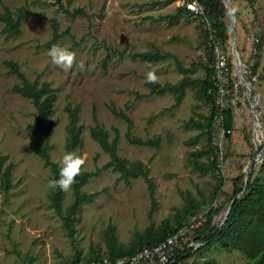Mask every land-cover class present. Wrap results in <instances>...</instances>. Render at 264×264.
Wrapping results in <instances>:
<instances>
[{"label":"rangeland","instance_id":"374dc122","mask_svg":"<svg viewBox=\"0 0 264 264\" xmlns=\"http://www.w3.org/2000/svg\"><path fill=\"white\" fill-rule=\"evenodd\" d=\"M22 6L30 14L21 20L18 36L5 38L0 23L1 172L12 166L8 192L2 189L0 178V264H85L96 254L106 256L104 232L109 225L115 227L117 244L126 246L135 232L142 234L150 224L157 227L163 220L173 219L175 212L187 204L186 199L208 208L215 178L210 172L193 171L187 164L189 153L206 147L205 131L186 129L183 124L190 119L204 123L203 118L210 115V102L198 96V86L187 88L177 105L173 95L153 94L146 86L149 72L156 75L155 83L160 86L175 85L184 77L204 78L203 66L209 55L203 50L198 22L183 17L170 20L177 12L176 0H0V13L4 8ZM60 6L69 11L82 7L90 15L70 18ZM229 7L237 13L235 47L242 61L254 63L253 86L259 96L260 117L258 128L252 117L240 112L241 116L233 118L230 134L218 118L213 124L214 147L224 183L212 204L219 210L212 226L222 221L232 201L233 179L244 175L248 162L264 144V0H255L254 12L247 0H230ZM53 20L58 34L68 31L53 45L75 52L77 65L83 62V70L76 65L64 70L52 63L48 50L53 45H43L52 38ZM224 21L228 29L233 24L230 15ZM255 38L259 40L256 45L252 43ZM227 46L231 49L229 40ZM142 52L169 53L192 71L179 73L173 58L155 63L133 58ZM106 57L109 61L103 66ZM6 61L16 63L28 82L38 86L45 82L53 90L56 99L52 113L42 122L38 137L40 143L48 139L51 161L59 167L67 140L65 107L78 110L82 145L76 153L86 158L81 173L92 174L80 191L93 197L77 212L71 238L50 206L48 196L54 192L48 186L50 170L38 156L26 153V129L35 123L36 110L29 98L14 91L20 82L9 74ZM244 106L246 109L247 104ZM113 112H122L132 121V137L158 139V147L128 142L127 123ZM49 122L55 125L46 137ZM96 126L108 133L109 140L117 136L120 158L129 164L141 162L149 169L154 183L153 211L142 179L126 185L117 172L106 167L108 154L90 136L91 128ZM199 161L207 162V158ZM261 161L262 154L252 167L254 179H264ZM73 199L71 187L65 192L63 211ZM200 229L190 230L187 237H197ZM183 256L186 259L179 264L249 263L240 252L218 244L189 250Z\"/></svg>","mask_w":264,"mask_h":264},{"label":"trees","instance_id":"16d2710c","mask_svg":"<svg viewBox=\"0 0 264 264\" xmlns=\"http://www.w3.org/2000/svg\"><path fill=\"white\" fill-rule=\"evenodd\" d=\"M174 0H169L172 2ZM200 4L204 5L205 8L209 10V15L207 17L209 26L211 29L215 30V36L222 42L225 47L227 46L229 35L228 27L225 24V18L229 17V14L222 3V0H196ZM255 0H247L249 8L254 12ZM62 12L70 18H75L77 16L89 17V12L84 8H74L69 11L63 9L60 6ZM181 9L177 8L176 14L170 20H177L180 17ZM234 16L237 17V13L233 12ZM30 12L25 7H18L15 10H10L4 8V12L0 13V23L4 25L2 30L5 38L16 37L20 34L21 20L29 15ZM97 16H101L98 13ZM54 33L52 38L47 41L43 46L49 48L53 45L57 39L62 37V35L68 34L65 31L63 34H58L56 32L57 22L53 20ZM201 27L204 42L209 35L207 27L202 22H198ZM208 26V27H209ZM133 58H138L143 62L155 63L166 60L167 58H173L175 66L179 73L188 74L192 71L191 68H184L180 62L171 54L164 53L160 54L158 52H142L133 55ZM109 58L106 57L103 61V66ZM210 59L208 63L203 66L204 78L201 80H193L188 77L182 78L175 85H164L160 86L157 83L146 82V86L151 93L162 95L164 93H169L175 98V105L179 104L181 98L184 96L185 90L187 88L198 86V96L211 104L210 115L203 118L204 123L196 122L190 119L188 122L183 124L186 129L195 128L200 131H205L206 135V147L201 150H196L189 153L187 159V164L191 167L193 171L198 173L210 172L214 178L215 182L209 196V207L203 208L205 204L194 203L191 199H186L187 204L180 210L175 212L173 219H165L157 227L153 224L145 230L144 233L140 234L135 232L133 234L132 240L126 246L118 245L115 237V227L109 225L107 230L104 232V241L106 245V256L110 260H115L117 258L133 255L137 251L145 248L154 246L167 238V236L174 234L177 230L181 229L187 224V219L193 215H198L203 213V223L199 227L200 232L197 237L194 238L195 241L202 242L203 245L200 248H205L214 244L220 245L222 248L228 250H236L243 254L249 259L248 264H264V179L253 178L254 171L251 169L249 179L246 183L244 189V175L238 176L232 181V196L240 194V197L236 198L232 204L229 214L225 221L219 222L218 225L212 226L213 217L218 214V208H213L212 204L218 194L221 193L224 178L222 176L221 169L217 162L216 148L214 147V136L212 134L213 124L215 122L214 118L218 113L222 116V126L229 130L233 123V113L230 109H224L221 112L214 106L211 97L207 94V89L210 86V78L212 75V70L209 68ZM5 65L9 69V74L16 76L20 82V85L14 88V91L23 97L29 98L36 110L35 123L28 126L26 129V134L29 140L26 153L35 154L42 160V164L45 168H48L51 172L50 180L59 179L60 167L51 161L50 151L51 146L46 138L44 143H40L38 137V131L41 127L43 121L47 120L52 113L53 103L56 99L53 90L49 87L47 83H42L38 86L36 83L28 82L24 75L19 71L16 63L12 61H6ZM195 66L192 64L191 67ZM104 68V67H103ZM254 72V63L252 64L249 79L252 77ZM254 82V81H253ZM68 115V126H67V140L65 145L66 152H76L82 145L81 132L82 127L79 125L78 110L77 108H71L70 105L65 107ZM116 116L122 118L126 121L128 126V132L125 134V138L128 142L135 145L153 146L158 147L159 140H140L136 137L130 135L129 129L132 126V121L122 112H113ZM55 123L49 122L45 128L46 137L49 131L53 128ZM90 136L93 140L97 142L99 147L108 154L109 162L106 167L110 168L114 172L119 174V180L123 181L126 185L130 184L131 180L140 178L142 179L149 191V196L151 199V211L154 210L155 202L153 197L154 183L149 177V169L141 162H135L129 164L125 159L120 158L117 154V136L112 140H109L108 133L96 126L91 128ZM196 139L193 143H195ZM264 149V144H261L259 152ZM202 157L207 158V162L199 161ZM4 158L0 159V178L1 187L5 192H8L10 185V171L12 166L8 165L3 172H1V165ZM260 170L264 172V151L262 153V161L260 163ZM90 173H81L76 177V182L72 185V193L74 196L73 202L64 211L62 210V201L65 195V191L60 190L58 187L54 189L49 196L50 206L53 208L56 215L62 221V227L67 232L68 237L71 238L74 229L73 223L76 219V214L80 210L84 203L90 202L93 195H87L80 191V188L85 183V181L91 177ZM231 199V200H232ZM151 212L149 213V217ZM197 228V229H199ZM195 229V230H197ZM190 249L184 252L188 253ZM179 252V251H178ZM184 252H180L179 256L175 258L173 264H179L183 262L186 258L183 256ZM101 256L98 254L89 258L85 264H90L96 260H99Z\"/></svg>","mask_w":264,"mask_h":264},{"label":"built area","instance_id":"2783aa9c","mask_svg":"<svg viewBox=\"0 0 264 264\" xmlns=\"http://www.w3.org/2000/svg\"><path fill=\"white\" fill-rule=\"evenodd\" d=\"M176 2L177 8L181 9L180 17L202 22L209 31V35L203 44V50L209 55L210 59L209 68L212 70V75L207 94L211 97L214 106L220 112L227 108L230 109L234 117L237 115L241 116V114L239 115L240 112L243 114L247 113L252 117L250 110L251 89L244 85L242 79L237 74L234 68L231 49H228L222 44L215 36V30L209 26L207 19L209 10L196 0H176ZM223 2L224 0H222ZM252 43L256 45L259 43V40L255 38L252 40ZM200 55L203 56V53L201 52ZM246 61L247 59L245 61L241 60V71L253 84V75L249 79L252 63L250 62L248 64ZM245 103L247 104L246 109L244 106ZM255 108L259 114L260 106L258 104V97L255 100ZM217 118L219 121L222 120L221 113H218L214 120ZM226 134H230V130H227ZM224 135V132H222L221 137ZM203 214L204 212H201L198 215L191 216L185 226L154 246L145 247L133 255L123 256L113 261L108 256H104L90 264H162V259L165 257L166 260H164L163 264H173L175 258L180 255V252H184L187 249L191 251L197 250L203 245L202 242L187 237V233L190 230H195L202 225L204 219Z\"/></svg>","mask_w":264,"mask_h":264},{"label":"clouds","instance_id":"9594fccd","mask_svg":"<svg viewBox=\"0 0 264 264\" xmlns=\"http://www.w3.org/2000/svg\"><path fill=\"white\" fill-rule=\"evenodd\" d=\"M48 56L51 58L52 63L64 70H69L74 65L78 66L81 70L84 69L83 62L77 65L75 52L70 51L68 48L53 45L48 50ZM147 80L149 83H155L157 77L154 73L149 72ZM85 160L84 156L78 155L74 151L66 152L59 162L61 164L59 179L50 180L48 184L49 188L55 189L58 187L62 191H69L76 182V177L81 174ZM164 260H166V257L162 259V264Z\"/></svg>","mask_w":264,"mask_h":264},{"label":"water","instance_id":"95a60500","mask_svg":"<svg viewBox=\"0 0 264 264\" xmlns=\"http://www.w3.org/2000/svg\"><path fill=\"white\" fill-rule=\"evenodd\" d=\"M229 2L230 0H224L223 4L225 6V8L227 9L229 15H230V18L231 20L233 21V24L232 26L229 28L228 30V34H229V40H230V45H231V54H232V57H233V61H234V68L237 72V74L240 76V78L242 79L244 85H246L249 89H251V92L253 94V97L251 98V105H250V110H251V115L253 117V124L259 128V114L257 113L256 111V108H255V100L257 99L258 95H257V91L255 89V87L253 86V84L247 79V77H245L243 74H242V71H241V60H240V56H239V52L237 51L236 47H235V36H234V22H235V16H234V13L232 12L231 8L229 7ZM264 149L261 150V152H259V154L253 158L252 160H250L247 164V167L244 171V189L246 187V183L249 179V176H250V172H251V169L254 165V162L255 160H257L261 154L263 153ZM240 194H238L237 196H235L234 199H232L231 203L229 204L225 214H224V217L222 219V223L225 221V219L227 218L228 214H229V211L232 207V204L234 202V200L236 198L239 197Z\"/></svg>","mask_w":264,"mask_h":264},{"label":"crops","instance_id":"0c3cea01","mask_svg":"<svg viewBox=\"0 0 264 264\" xmlns=\"http://www.w3.org/2000/svg\"><path fill=\"white\" fill-rule=\"evenodd\" d=\"M240 42H241V38H240ZM247 58V57H246Z\"/></svg>","mask_w":264,"mask_h":264},{"label":"bare ground","instance_id":"6f19581e","mask_svg":"<svg viewBox=\"0 0 264 264\" xmlns=\"http://www.w3.org/2000/svg\"><path fill=\"white\" fill-rule=\"evenodd\" d=\"M258 95V94H257ZM259 97V96H258ZM261 108H262V106H261Z\"/></svg>","mask_w":264,"mask_h":264}]
</instances>
